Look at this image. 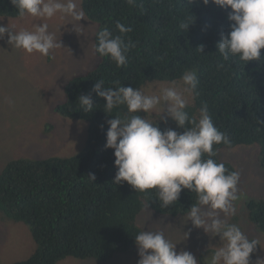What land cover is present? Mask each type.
Here are the masks:
<instances>
[{
  "label": "trees",
  "instance_id": "obj_1",
  "mask_svg": "<svg viewBox=\"0 0 264 264\" xmlns=\"http://www.w3.org/2000/svg\"><path fill=\"white\" fill-rule=\"evenodd\" d=\"M81 4L87 19L97 25L95 47L97 33L104 28L114 36L121 35L116 21L132 29L123 38L125 43L130 38L135 47L129 50L125 66L117 67L109 57H101L94 69L71 76L59 92L55 111L74 117L72 109L82 110L80 95L90 94L93 102L100 98L90 88L101 79L106 88L116 87L115 82L140 88L161 81H176L183 88V73L194 70L199 84L186 111L198 120L199 109L206 104L214 125L230 140L228 145H213L217 155L212 158L224 163L229 172L236 171L219 156V150L256 144L259 165L264 170V49L260 61L247 63L239 57L223 60L216 45L221 34L230 31L226 10L212 3L205 6L202 0H193L191 4L188 0H136L135 6L128 5L126 0H86ZM190 14L196 19L187 31H182L178 25ZM18 15L11 0H0V16ZM201 45L203 53L197 49ZM220 63L224 67L218 69ZM52 109L53 99L47 104L48 112ZM116 111L123 115L127 109L121 106ZM139 115L152 122L159 119L158 114ZM157 123L162 131H184L170 118L166 124L160 120ZM31 124L23 131L29 132L34 126ZM39 136L32 139L35 152L37 141L43 142L44 132ZM105 144V138H95L74 155L19 156L0 167V224L2 218L23 222L36 245L26 259L8 264H58L67 256L107 261L116 253L134 248V236L143 230L139 220L145 209L179 216L188 214L197 202V194L185 189L177 202L163 208L155 189L140 192L127 182L114 183V150L106 149ZM251 149L257 153L256 147ZM203 158L208 157L205 154ZM244 215L264 233L262 197L250 198Z\"/></svg>",
  "mask_w": 264,
  "mask_h": 264
},
{
  "label": "clouds",
  "instance_id": "obj_2",
  "mask_svg": "<svg viewBox=\"0 0 264 264\" xmlns=\"http://www.w3.org/2000/svg\"><path fill=\"white\" fill-rule=\"evenodd\" d=\"M85 1L11 0L21 17L27 14L44 20L61 14L78 22L84 19L81 3ZM126 3L135 6L136 0H126ZM188 3H193V0H188ZM202 3L205 6L212 3L228 12L230 31L221 34L216 45L224 61L230 57H239L240 61L247 63L261 60L264 0H202ZM195 19L190 14L178 26L187 31ZM115 27L121 35L114 36L108 28H104L97 33L96 47L95 31L88 34L86 42L90 44L93 39L95 53L109 57L117 67H121L127 64V54L135 44L130 38L125 43L123 38V34L132 31L130 27L120 21H116ZM6 34L9 45L29 54L38 52L48 56L52 50L63 47L55 33L49 31L47 23L35 24L31 31H15L8 25H0V40ZM197 49L203 53V45ZM217 67L223 68L224 64L220 63ZM181 80L183 88L176 81L170 84L150 82L159 87L158 94L149 95L143 91L149 83L133 88L115 82L116 87L106 88L101 79L90 88L100 98L93 102L90 94L80 95L78 101L82 110L72 109L74 117H64L55 111L61 93L53 95V109L43 121H48L44 135L57 154L41 158L74 155L87 142L105 138V148L114 150L117 168L114 183L127 182L140 192L155 189L163 208L177 202L185 189L197 194V202L188 211V221L194 228H202L206 234L218 236L221 241V245L207 258V264H250V256L259 241L249 239L238 225L227 220L236 214V202L243 197L238 187L240 173L229 172L224 163L212 158L217 155L213 145H228L229 137L214 125L206 104L200 107L198 120L186 111L191 97L188 99L185 93L191 95L199 84L196 71H185ZM121 106L127 109L123 115L116 111ZM156 110H159L158 120L166 124L170 118L184 131L178 133L171 128L162 131L158 120L152 122L139 115L140 112L153 115ZM91 112L95 114L82 115ZM205 154L207 159L203 158ZM89 177L95 180L94 175ZM190 231L184 232V240L188 239ZM134 237L139 256L137 264H198L191 252H177V243L167 239L163 231L142 230ZM256 264H264V260H258Z\"/></svg>",
  "mask_w": 264,
  "mask_h": 264
},
{
  "label": "rangeland",
  "instance_id": "obj_3",
  "mask_svg": "<svg viewBox=\"0 0 264 264\" xmlns=\"http://www.w3.org/2000/svg\"><path fill=\"white\" fill-rule=\"evenodd\" d=\"M79 7L81 9L80 2ZM84 19L78 22L61 14L44 20L27 14L23 17L0 16V25H8L15 31H31L35 24L47 23L49 31L55 33L57 40H61L63 45L52 50L48 56H43L38 52L29 54L9 45L7 34L0 40V167L13 157L57 154L46 135L42 144L37 141V152L31 148L35 142L32 139L37 140L40 132H46L48 121L46 119L44 122L43 119L47 118V104L53 95L62 91L71 76L92 70L100 62L101 56L94 51L93 39L90 44L86 42L88 34L96 32V24L85 15ZM158 87L155 83H149L143 91L149 95L158 94ZM185 95L190 99L191 95ZM158 112L159 110L154 111L153 115L157 116ZM30 122L34 126L26 133L23 128ZM251 147H256L257 153ZM258 152L256 144H241L219 150V156L231 163L240 173L238 187L243 193V197L236 202V214L227 218L228 223L238 225L249 239L259 241L256 251L250 256V264L264 260V233L256 229L244 215L246 203L250 198L264 199V170L259 165ZM2 219L0 263L26 259L36 248L28 226L20 221ZM139 225L143 230L163 231L167 239L177 243V252H191L198 264H207V258L221 245L218 236L213 237L211 233L206 234L202 228H194L191 221H188L187 214L160 215L147 208L140 216ZM189 230L190 235L184 240V232ZM138 260V249L135 245L132 250L116 253L107 261L67 256L58 264H137Z\"/></svg>",
  "mask_w": 264,
  "mask_h": 264
}]
</instances>
